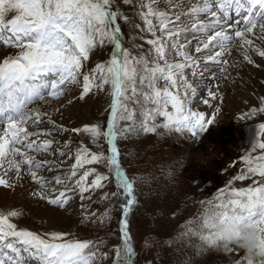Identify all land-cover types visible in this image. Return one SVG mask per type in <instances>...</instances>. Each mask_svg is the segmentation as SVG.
I'll return each mask as SVG.
<instances>
[{"label":"snow or ice","instance_id":"snow-or-ice-1","mask_svg":"<svg viewBox=\"0 0 264 264\" xmlns=\"http://www.w3.org/2000/svg\"><path fill=\"white\" fill-rule=\"evenodd\" d=\"M123 3L137 9L143 28L140 24L135 27L151 35L146 40L150 46L147 50L137 46L138 55L124 44L120 21L128 23L129 17L119 10L117 0H0V48L15 50L0 58V186L14 188L15 181L28 175L38 186L32 195L61 208L77 196L82 202L93 203L115 198L122 212V243L113 250L112 264H135L128 217L138 199L135 180L122 166L118 141L139 132L157 134L160 129L188 133L199 140L221 111L216 107L208 117L204 111L194 109L199 89L206 90L202 103L208 107L217 99L222 103L223 96L218 92L219 85L214 91L211 86H197L193 81L205 79L206 73L210 74L207 78L215 80L210 68L213 64L226 76L229 61L224 57L233 49L241 50L248 64L254 63L250 52L264 58V48L255 43H264V0ZM106 44L112 46L111 58L85 70V62ZM186 70H191L192 80ZM76 86L82 88L80 100L109 87L106 130L98 123L71 130L87 134L97 146L103 138L107 154L93 152L83 143L74 154L54 150L53 139H40L68 131L40 105L58 101ZM258 113H264V97L239 118ZM157 118L162 123H156ZM256 126L262 138L242 156L244 167L233 178L252 183L235 187L230 182L212 199L202 202L206 207L199 222L189 220L179 233L180 240L198 238L203 245L199 251L220 248L225 237L216 231L218 223L237 230L255 226L264 242V122ZM44 153L74 162L62 175L49 178L41 173L57 171V166L37 159ZM64 162L61 159L60 163ZM88 165L106 166L108 174L99 173L96 167L86 168ZM13 172L14 179L9 176ZM105 182L114 183L115 191L93 200L97 190L106 187ZM112 211L109 207L99 217L92 212L84 219L96 217L94 222L108 223ZM21 216L20 210H0V264H101L108 259V253L100 250L102 241L82 240L60 231L39 234L19 227L15 221ZM237 250L229 246L226 252ZM235 264H247L246 257Z\"/></svg>","mask_w":264,"mask_h":264},{"label":"rangeland","instance_id":"rangeland-1","mask_svg":"<svg viewBox=\"0 0 264 264\" xmlns=\"http://www.w3.org/2000/svg\"><path fill=\"white\" fill-rule=\"evenodd\" d=\"M119 10L129 17V22L120 21L122 31L124 33V44L130 49L134 55L139 54L137 46H142L147 50L150 46L146 40L151 38L147 32H142L140 28H136V24H140L143 28V21L137 15V9L131 5H126L123 0H117ZM143 37V39H141ZM255 43L264 48V43L256 40ZM14 49L0 48V58L14 54ZM112 46L106 44L102 48H97L86 63L85 70L92 69L97 63H104L111 58ZM253 60V64H248L243 59L242 51L233 49L230 54L225 55V59L229 61L227 75H221L219 66L210 65L211 72L215 73L216 79L207 78L210 74H205V79H196L193 82L199 86L201 83L211 86L216 91V85H219L218 92L223 96V102L219 99L212 101V107H208L202 103V99L206 98V90L201 87L199 95L194 100L192 107L196 110L204 111L208 117H211L216 107H220L221 111L216 116L215 122L209 129L200 134V139L196 140L190 134L184 133L182 136L173 134L171 137H165L166 140H172L174 143L186 144V148L190 149L191 158L201 168L202 175L208 177L212 184L202 192L203 201L196 208L198 219L206 207L208 200L220 190L228 187L229 183L232 186L242 187L249 186L252 181H235L233 178L241 173L244 167L242 156L250 151L257 139L258 128L256 124L264 122V113H258L251 118L240 119L239 117L249 112L252 107L258 105L260 98L264 97V58L259 57L256 53H249ZM188 78L192 80L191 70H186ZM163 81H161V87ZM82 88L74 87L73 91L61 97L58 101H51L47 105H40L41 110L49 113L52 119L58 125L68 129L67 132L53 133L51 137H41L44 139H53V149H61L66 152L75 153L77 147L83 143L93 152L104 151L107 154V144L101 138L99 146L91 142V138L87 134L74 133L71 130L74 128H82L84 125L100 124L106 130V121L109 114L110 95L109 87L106 86L102 91H94L84 100L79 99ZM71 101V104L68 102ZM59 111H55V109ZM156 123H162L161 118H157ZM163 129L158 130L160 133ZM152 133H147L150 137ZM160 136V135H159ZM148 139V138H147ZM122 141H118V146H122ZM65 144L69 148H64ZM37 159L52 161L57 166V171L51 173L45 171L41 173L49 178L55 175H62L67 171L74 162L68 160L67 157L61 158L58 155L53 156L47 153L37 155ZM61 159L65 162L60 163ZM196 159V160H195ZM129 164V162H127ZM212 168H206L208 166ZM96 167L101 174H108L106 166L88 165L86 168ZM203 168H206L204 171ZM83 169L79 174H82ZM9 176L14 179V172L9 173ZM132 178V176H130ZM137 181V177L133 176ZM94 177H90L92 179ZM133 179V178H132ZM106 183V187L102 190H97L93 195V200L99 198L105 193L115 191L114 183ZM50 187H58L51 185ZM38 190V186L32 182L28 175H23L20 181H15L14 188H4L0 186V210H20L22 216L15 222L19 227H25L39 234L50 231H60L70 233L74 238L90 239L96 242H103L101 252L108 253V259L103 260L101 264H112L114 258V248L121 245L120 219L122 212L115 198L108 202L93 203L92 201H81L79 197H75L68 205L61 208L54 205H49L46 201L34 197L32 193ZM84 205L82 207L81 205ZM112 207L111 221L108 223H99L96 217L85 220L86 215L92 212L100 216L107 208ZM135 207V206H134ZM136 213L131 212L128 219L130 220V234L133 236V245L136 252L134 257L135 264H141L146 261L148 256L145 252L146 240L145 235L137 231L136 226L140 221ZM203 248V245L200 244ZM222 251L227 264H235V261L244 257L241 250L235 252H226L223 248H209L208 251ZM142 262V263H143Z\"/></svg>","mask_w":264,"mask_h":264},{"label":"trees","instance_id":"trees-1","mask_svg":"<svg viewBox=\"0 0 264 264\" xmlns=\"http://www.w3.org/2000/svg\"><path fill=\"white\" fill-rule=\"evenodd\" d=\"M146 135L131 134L118 146L127 175L137 177L133 213L140 219L136 228L145 235L148 256L141 264H227L220 250L199 251L198 238H178L189 220L199 222L196 208L212 181L201 176L186 144Z\"/></svg>","mask_w":264,"mask_h":264},{"label":"clouds","instance_id":"clouds-1","mask_svg":"<svg viewBox=\"0 0 264 264\" xmlns=\"http://www.w3.org/2000/svg\"><path fill=\"white\" fill-rule=\"evenodd\" d=\"M178 134L172 130H165L160 133V138L171 137ZM184 133H179L183 135ZM216 231L225 237L220 248L225 251L229 246L236 247L244 253L247 264H257L264 261V242L261 241V232L255 226H242L238 230L232 226L217 224Z\"/></svg>","mask_w":264,"mask_h":264},{"label":"water","instance_id":"water-1","mask_svg":"<svg viewBox=\"0 0 264 264\" xmlns=\"http://www.w3.org/2000/svg\"><path fill=\"white\" fill-rule=\"evenodd\" d=\"M262 137H260V139H261Z\"/></svg>","mask_w":264,"mask_h":264}]
</instances>
